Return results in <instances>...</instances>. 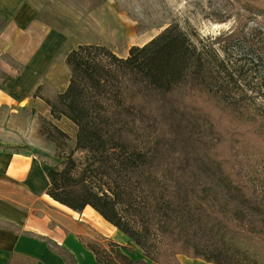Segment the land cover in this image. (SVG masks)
<instances>
[{
    "label": "trees",
    "instance_id": "1",
    "mask_svg": "<svg viewBox=\"0 0 264 264\" xmlns=\"http://www.w3.org/2000/svg\"><path fill=\"white\" fill-rule=\"evenodd\" d=\"M215 42L171 24L124 56L98 43L66 54L67 85L47 103L76 132L67 152L60 149L69 139L64 131L53 126L48 134L59 160L47 170V194L73 210L92 207L142 253L133 258L111 239L105 246L87 243L99 263L180 264L183 254L212 264H264V191L245 179L234 146L241 136L264 139V108L245 103L251 97L237 90L231 59L218 54ZM158 101L208 124L213 142L205 157L219 169L222 187L197 186L195 171L169 181L151 148L131 139ZM226 114L247 125L226 129Z\"/></svg>",
    "mask_w": 264,
    "mask_h": 264
},
{
    "label": "rangeland",
    "instance_id": "2",
    "mask_svg": "<svg viewBox=\"0 0 264 264\" xmlns=\"http://www.w3.org/2000/svg\"><path fill=\"white\" fill-rule=\"evenodd\" d=\"M34 15L48 27L65 33L66 39L57 49L53 63L38 77L31 78L29 88L22 92L19 67L7 58L0 46L1 60L11 65L13 93L7 105L0 98V149L34 153L50 168L58 162L55 153L58 143L49 137L53 126L64 131L69 139L60 147L67 152L74 144L76 126L66 117L55 119L48 100L64 90L69 79L65 64L68 51L80 43L107 46L119 56L127 54L131 46H140L158 35L165 27L176 24L193 38L216 40L214 46L221 57L229 56L237 84L250 96L246 104L253 110L264 108V0H25ZM246 6V7H245ZM250 8V9H249ZM249 9V10H247ZM5 28L0 18V36ZM237 36L225 40L233 32ZM5 72L0 68V80ZM216 107V106H215ZM215 107H211L214 112ZM217 108V107H216ZM236 114H226L221 126L226 129ZM245 126L247 123H233ZM246 138H248L246 140ZM131 139L156 154L157 170L169 181L187 180L197 174V186L213 184L219 189L224 183L219 169L205 157L212 134L206 122L163 102H156L153 114L137 123ZM234 146L238 152L236 165L258 190L264 191V139L254 135L238 137ZM221 144L224 154V145ZM47 167V165H46ZM108 233L99 234L94 243L105 246ZM128 240V239H127ZM125 251L133 258L141 257V250L129 238ZM123 245V244H122ZM68 264L73 257L57 248ZM180 264L191 259L198 264H212L200 258L178 255Z\"/></svg>",
    "mask_w": 264,
    "mask_h": 264
},
{
    "label": "crops",
    "instance_id": "3",
    "mask_svg": "<svg viewBox=\"0 0 264 264\" xmlns=\"http://www.w3.org/2000/svg\"><path fill=\"white\" fill-rule=\"evenodd\" d=\"M0 18L5 24L0 46L19 67L17 76L24 93L31 78L51 66L66 35L40 21L25 0H0ZM57 39L58 48L46 59L47 49ZM10 67L0 58L5 72L0 98L5 105L13 93ZM48 169L47 162L34 153L0 149V264H68L57 248L67 251L75 264H101L87 243L108 233L106 230L113 241L128 244L129 237L92 207L77 211L51 198L47 194Z\"/></svg>",
    "mask_w": 264,
    "mask_h": 264
},
{
    "label": "bare ground",
    "instance_id": "4",
    "mask_svg": "<svg viewBox=\"0 0 264 264\" xmlns=\"http://www.w3.org/2000/svg\"><path fill=\"white\" fill-rule=\"evenodd\" d=\"M58 44H59V40L58 39L51 44V46L47 49V57H46V59L49 58L50 54H52L55 51V48H57ZM43 62L44 61H42V63ZM182 264H198V263H195V261H193L191 259H186L185 261H183Z\"/></svg>",
    "mask_w": 264,
    "mask_h": 264
}]
</instances>
